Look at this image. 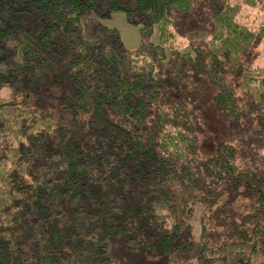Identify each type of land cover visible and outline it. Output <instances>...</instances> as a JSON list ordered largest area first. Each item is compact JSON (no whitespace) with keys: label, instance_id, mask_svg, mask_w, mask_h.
I'll return each instance as SVG.
<instances>
[{"label":"trees","instance_id":"obj_1","mask_svg":"<svg viewBox=\"0 0 264 264\" xmlns=\"http://www.w3.org/2000/svg\"><path fill=\"white\" fill-rule=\"evenodd\" d=\"M200 1L0 0V264H114L108 255L125 236L132 248L189 253L177 191L211 212L203 264L212 234L237 262L264 264V156L248 162L218 143L203 158L188 97L161 102L198 76L225 119L264 110V66L246 62L264 46V0H205L208 28L178 43L175 23ZM115 11L140 27L138 48L101 22ZM53 85L59 107L35 110L32 92ZM70 112L82 117L66 121ZM239 188L254 191L241 217L220 205Z\"/></svg>","mask_w":264,"mask_h":264},{"label":"rangeland","instance_id":"obj_2","mask_svg":"<svg viewBox=\"0 0 264 264\" xmlns=\"http://www.w3.org/2000/svg\"><path fill=\"white\" fill-rule=\"evenodd\" d=\"M205 0L200 1L196 12L186 21L179 19L174 29L178 36V43H186L190 45V41L199 40L202 30L208 28L205 14ZM253 16L256 12L252 11ZM104 26L117 29L123 43L129 49L138 48L143 40V35L140 27L129 22L127 15L123 11H115L109 18L102 19ZM196 33V34H195ZM199 33V34H198ZM151 42L159 43L160 36L155 31L150 36ZM258 57L259 64L264 66V46L257 48L253 54L246 58L255 61ZM14 88L7 86L2 90V94L7 95L12 93ZM60 92L58 85L51 87L36 89L30 97V104L35 110H42L48 104H53L59 107L57 93ZM198 95L196 99H190L191 94ZM214 86L202 77L189 78L182 87L177 89L171 88L162 97L161 102L172 104L179 98H187L190 104L195 108L201 123L200 138V155L203 158H208L214 154L218 143H228L237 148L238 154L241 158L247 159L248 162H253L260 154L264 156V122H261L259 116L264 113L260 109L256 116L247 113L245 117L240 120L225 119L222 113L216 106L214 101ZM81 114L70 112L65 114V120L80 119ZM253 190H246L239 188L238 190L229 191L225 194L224 199L220 205L227 203L229 205L230 213L238 217L248 214L252 209V194ZM190 193L181 194L175 192V201L177 205V213L181 216L179 222L181 226L179 242L188 240L193 246L189 253H171L169 255L157 254L155 250L145 248H132L126 245V238H119L115 240V249L108 255L114 264H203L201 253L203 251V221L207 220L211 212L205 213L204 206L201 202L196 205L185 204L183 201L191 202L192 199L188 197ZM217 210V206L213 211ZM213 229L217 226L215 221L211 222ZM221 231L220 228H215ZM209 240L214 241L215 244L211 248L207 259L213 258L211 264H244V262H237L235 259L236 252L230 245L219 248V242L216 235L213 234ZM223 242V241H222ZM242 261L246 260L245 255H240ZM246 263V262H245Z\"/></svg>","mask_w":264,"mask_h":264},{"label":"crops","instance_id":"obj_3","mask_svg":"<svg viewBox=\"0 0 264 264\" xmlns=\"http://www.w3.org/2000/svg\"><path fill=\"white\" fill-rule=\"evenodd\" d=\"M158 254V253H157Z\"/></svg>","mask_w":264,"mask_h":264}]
</instances>
